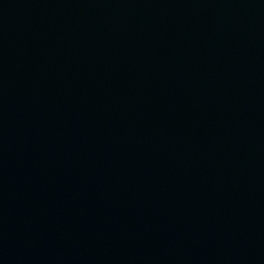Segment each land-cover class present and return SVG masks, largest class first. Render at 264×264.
I'll use <instances>...</instances> for the list:
<instances>
[{
	"label": "water",
	"instance_id": "water-1",
	"mask_svg": "<svg viewBox=\"0 0 264 264\" xmlns=\"http://www.w3.org/2000/svg\"><path fill=\"white\" fill-rule=\"evenodd\" d=\"M0 264H264V0H0Z\"/></svg>",
	"mask_w": 264,
	"mask_h": 264
}]
</instances>
